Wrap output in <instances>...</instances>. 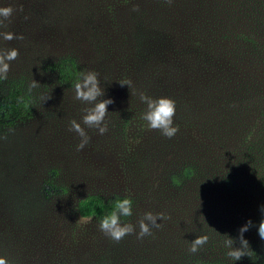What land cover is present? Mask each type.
<instances>
[{"label":"rangeland","instance_id":"374dc122","mask_svg":"<svg viewBox=\"0 0 264 264\" xmlns=\"http://www.w3.org/2000/svg\"><path fill=\"white\" fill-rule=\"evenodd\" d=\"M226 1L0 0V7L16 10L0 33L23 37H0V50H19L7 79L0 80V99L13 92L26 103L17 118L0 121V257L8 264H264L258 234L264 220V112L238 115L243 106L230 97L213 108L200 95L232 90L230 82L218 85L221 58L214 48L207 80L157 73L159 62L177 54L206 62L204 26L220 19ZM190 54L182 60L189 62ZM238 57L245 58L236 52L231 59ZM64 61L76 69L67 84L58 80ZM88 71L99 73L101 99L114 103L108 131L86 128L89 142L78 150L82 138L69 130L70 122L82 124L92 105L75 99L74 85ZM141 94L176 102L179 132L173 138L142 119L147 104ZM194 109H203L202 116ZM188 165L195 173L183 179ZM89 196L130 198L133 215L121 223L136 232L117 242L99 221L81 217L77 204ZM147 212L164 219L139 239ZM248 220L254 226L244 238L251 249L235 261L224 242L230 237L239 247L238 230ZM202 235L209 242L191 253V242Z\"/></svg>","mask_w":264,"mask_h":264},{"label":"trees","instance_id":"16d2710c","mask_svg":"<svg viewBox=\"0 0 264 264\" xmlns=\"http://www.w3.org/2000/svg\"><path fill=\"white\" fill-rule=\"evenodd\" d=\"M226 2L228 4L224 6L220 19H210L204 26L206 32L203 34L206 35V39L203 42L208 49L204 56L201 55L206 62L199 64L198 57L194 59V54L184 53L183 57L177 54L172 60L159 62L157 73L159 77L165 76L168 79L189 75L192 78L204 77L207 80V71L213 68L209 48H214L221 58L220 69L217 73L218 85L222 86L225 82H230L232 90L228 93L222 89L216 97L203 90L204 93L200 95H206L207 100L215 104L213 108L217 104L221 107L230 97L243 106L242 109H237L238 115L241 113H245L244 115L246 113L261 114L264 112V78L262 75L264 70V0H227ZM196 32L199 30L196 29ZM236 52L243 54L245 58L238 57L232 60V54ZM189 54V58L192 59L189 62L183 61L182 59L188 57ZM228 66L230 68L223 71L222 67L228 68ZM258 68L259 72L256 71ZM75 78L74 65L67 61L62 62L58 68V80L67 84ZM25 106V101L18 94L10 92L0 99V121L17 118ZM210 108L213 110L212 106ZM202 110L194 109L192 112L202 116ZM189 122L190 126L196 124L194 121ZM242 124V122L235 124V129L241 127ZM195 170L194 165H188L180 176L183 179H190ZM175 181L179 184V180L175 179ZM118 199L122 198L104 201L98 196H89L78 202L77 211L83 218L100 221L114 210L115 201Z\"/></svg>","mask_w":264,"mask_h":264},{"label":"clouds","instance_id":"9594fccd","mask_svg":"<svg viewBox=\"0 0 264 264\" xmlns=\"http://www.w3.org/2000/svg\"><path fill=\"white\" fill-rule=\"evenodd\" d=\"M16 10L12 7H0V26H3L5 20H10ZM20 11H23L21 7ZM6 41L13 39H23L22 36L17 37L11 32L0 33ZM19 56V50L16 48L0 50V80H6L7 74L10 71L11 63ZM121 86L130 85V82L120 83ZM37 86L34 81L29 86V91ZM128 87V86H127ZM75 99L84 104L92 105L84 109L82 117V124L76 120L70 122V131H74L82 138L78 145V150H83L89 142V137L86 132L88 129H96L100 135L108 131L106 117L109 114L108 107L113 104L112 99H101L105 95V90L101 87L99 80V73L95 71H88L82 74L80 81L74 85ZM140 99L147 104V110L143 114L142 119L148 124V127L153 130H159L163 136L171 139L179 132V126L175 124L176 116V102L170 98L162 97L153 99L141 94ZM132 200L130 198L118 199L115 201L114 210L103 217L98 223L99 228L111 239L119 242L129 234L136 232L132 224H122L121 217H130L133 215ZM260 211L264 213V205H261ZM164 215H154L151 212L145 213L144 217L139 221L138 238L143 239L152 234V228H159L161 225L157 223L158 220H163ZM253 222L248 220L239 231V247L234 245L233 238L227 239L224 244L229 249L227 256L235 261H240L243 257L248 256V250L251 249L249 241L244 238V234L252 228ZM259 237L264 240V220L258 225ZM209 242V236H198L193 242L189 251L193 254L197 253L202 247ZM236 244V243H235ZM0 264H8L6 257H0Z\"/></svg>","mask_w":264,"mask_h":264}]
</instances>
